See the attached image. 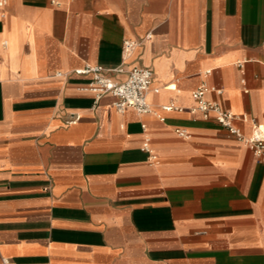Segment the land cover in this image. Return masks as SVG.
<instances>
[{"label":"crops","instance_id":"crops-1","mask_svg":"<svg viewBox=\"0 0 264 264\" xmlns=\"http://www.w3.org/2000/svg\"><path fill=\"white\" fill-rule=\"evenodd\" d=\"M87 65L150 69L153 113L83 90ZM203 84L264 126V0H6L0 264H264V164L190 113Z\"/></svg>","mask_w":264,"mask_h":264},{"label":"built area","instance_id":"built-area-1","mask_svg":"<svg viewBox=\"0 0 264 264\" xmlns=\"http://www.w3.org/2000/svg\"><path fill=\"white\" fill-rule=\"evenodd\" d=\"M5 4L6 0H0V11L3 10ZM136 46L137 44L134 42L125 41L123 43V55L125 57L129 56ZM111 72L121 73L123 70L121 67L108 70L102 66L87 65L82 70L76 71L79 75L91 76L90 81L83 90L93 93L96 99L106 94L114 98L112 107L117 114H123L127 110H132L139 115L153 113L147 98L150 93H158L159 88H152L153 75L150 69L133 67L126 71V78L120 82L113 80L109 76ZM207 92L221 93L220 90L207 87L204 84L199 86L190 94L195 102L194 107L190 109V113H200L205 120L212 117L217 124L251 151L257 163L264 164V126L246 116L235 115L222 109L216 102L205 98ZM162 110L180 111L181 109L169 104L162 106ZM77 119V117L72 118L67 123H74ZM237 122L249 123L252 128V134L249 136L242 135L240 129L236 126ZM142 129H144V126H142ZM175 133L180 137H186L183 130H175ZM141 150L150 161H155V155L150 146V138L146 133L143 136ZM1 263L8 264V260L2 259Z\"/></svg>","mask_w":264,"mask_h":264}]
</instances>
